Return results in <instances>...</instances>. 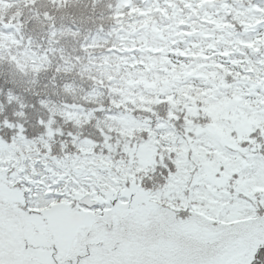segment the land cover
<instances>
[{
	"label": "snow or ice",
	"instance_id": "1",
	"mask_svg": "<svg viewBox=\"0 0 264 264\" xmlns=\"http://www.w3.org/2000/svg\"><path fill=\"white\" fill-rule=\"evenodd\" d=\"M74 2L0 18V264H264V0Z\"/></svg>",
	"mask_w": 264,
	"mask_h": 264
},
{
	"label": "rangeland",
	"instance_id": "2",
	"mask_svg": "<svg viewBox=\"0 0 264 264\" xmlns=\"http://www.w3.org/2000/svg\"><path fill=\"white\" fill-rule=\"evenodd\" d=\"M48 7V0H36V8L25 7L24 10L20 11H15L6 14L0 13V18H4L8 20L9 23H11L13 22L14 18L20 15V18L23 21V28L34 31L38 29V27L37 25H29V22H33L31 19L32 13H35L37 9L43 10ZM91 16L92 9L90 7L89 0H75L73 5L66 12L56 14V21L65 23L71 22V20L75 19L77 21L88 23L90 21L89 18Z\"/></svg>",
	"mask_w": 264,
	"mask_h": 264
},
{
	"label": "trees",
	"instance_id": "3",
	"mask_svg": "<svg viewBox=\"0 0 264 264\" xmlns=\"http://www.w3.org/2000/svg\"><path fill=\"white\" fill-rule=\"evenodd\" d=\"M107 2L108 0H101V3H107ZM24 9H25V0H5L4 3H0V13L3 14L20 11ZM97 9L98 10H96V12L99 13L101 11V8L98 6ZM31 19L33 22H29V25L30 26L37 25L38 29L31 31L23 28L22 34L25 36V38L31 37L34 44H42L45 42L44 29L38 22H36L34 12L32 13ZM56 23L58 26H60V25L68 24L70 22L62 23L56 21ZM79 26L84 34H89V32L94 33L96 30V25L92 23L91 20L88 23L81 22ZM107 27L108 25L105 24L106 29ZM64 46L70 50L74 45H72L71 42H64ZM0 70H3V66H0Z\"/></svg>",
	"mask_w": 264,
	"mask_h": 264
}]
</instances>
